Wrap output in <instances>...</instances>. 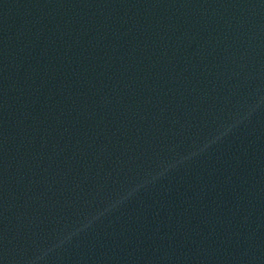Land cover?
Wrapping results in <instances>:
<instances>
[{"label":"clouds","instance_id":"obj_1","mask_svg":"<svg viewBox=\"0 0 264 264\" xmlns=\"http://www.w3.org/2000/svg\"><path fill=\"white\" fill-rule=\"evenodd\" d=\"M231 127L232 126H229V129H227L224 133H221V135L227 134V131L230 130ZM210 143L211 142L206 143L204 147L205 148L208 147ZM201 151H203V149H201ZM193 155H195V153H193ZM185 159H188V157H182L178 163H182ZM173 167H175V164L166 165L161 172L157 173L155 176L152 177V181L154 182L155 180L163 177L164 174ZM148 182L149 181H145L144 183L146 184ZM142 186L143 184L137 185L135 188L129 190L125 196H122L113 203H111L103 211L98 212L97 214L91 216L90 218H85V220L78 227L73 228L71 231L58 233L54 243L46 249L38 250L31 258H29L27 264H46V258L49 255V253L57 249L63 248L65 245L69 244L74 236H77L81 232L86 231L87 229L92 227L93 223L96 220L100 219L103 215H105L106 212H110L114 210L118 205L124 203L127 199L131 198Z\"/></svg>","mask_w":264,"mask_h":264}]
</instances>
